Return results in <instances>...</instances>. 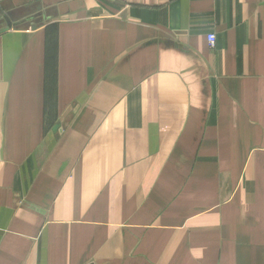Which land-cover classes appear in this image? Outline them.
I'll return each mask as SVG.
<instances>
[{"label":"crops","instance_id":"0c3cea01","mask_svg":"<svg viewBox=\"0 0 264 264\" xmlns=\"http://www.w3.org/2000/svg\"><path fill=\"white\" fill-rule=\"evenodd\" d=\"M0 264H264V0H0Z\"/></svg>","mask_w":264,"mask_h":264},{"label":"built area","instance_id":"2783aa9c","mask_svg":"<svg viewBox=\"0 0 264 264\" xmlns=\"http://www.w3.org/2000/svg\"><path fill=\"white\" fill-rule=\"evenodd\" d=\"M207 41L212 46L214 43V35L213 34L207 35Z\"/></svg>","mask_w":264,"mask_h":264}]
</instances>
